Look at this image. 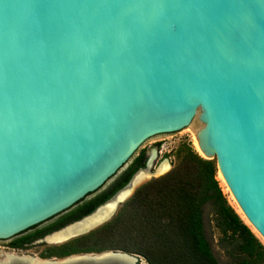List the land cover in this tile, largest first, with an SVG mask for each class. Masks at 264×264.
Segmentation results:
<instances>
[{
    "label": "water",
    "instance_id": "95a60500",
    "mask_svg": "<svg viewBox=\"0 0 264 264\" xmlns=\"http://www.w3.org/2000/svg\"><path fill=\"white\" fill-rule=\"evenodd\" d=\"M188 127L264 244V0H0V241L69 211L146 142ZM154 165L42 240L110 221L138 176L164 174ZM19 251L0 264H143L122 251Z\"/></svg>",
    "mask_w": 264,
    "mask_h": 264
},
{
    "label": "trees",
    "instance_id": "16d2710c",
    "mask_svg": "<svg viewBox=\"0 0 264 264\" xmlns=\"http://www.w3.org/2000/svg\"><path fill=\"white\" fill-rule=\"evenodd\" d=\"M144 150L109 187L91 200L11 240L26 250L37 240L92 214L146 165ZM177 164L162 177L136 189L107 223L83 236L48 247L43 259L122 251L147 264H221L207 234V216L216 217L231 264H264V244L231 205L219 180L215 160L201 157L191 144L177 150Z\"/></svg>",
    "mask_w": 264,
    "mask_h": 264
},
{
    "label": "rangeland",
    "instance_id": "374dc122",
    "mask_svg": "<svg viewBox=\"0 0 264 264\" xmlns=\"http://www.w3.org/2000/svg\"><path fill=\"white\" fill-rule=\"evenodd\" d=\"M196 132H197V129L188 127L180 132L158 136L146 142L143 145V147L136 153V155L133 157L130 163H132L133 160L136 159L142 151L145 150L146 152H149L151 149H156L158 156H157L153 169L159 168L165 161H167L170 164V169H168L166 173H164L161 176L151 175L148 179L144 180L141 185L151 181L152 179L162 177L168 172H170L172 168L178 162L177 155H176L177 150L184 143L191 144L193 149L201 156V153L197 151L195 144H194V134H196ZM122 174L123 173H120L118 176L114 177L111 181H109L105 185V187L102 190H105L107 189V187H110ZM220 181H221V185L223 189L225 190L224 192L228 195L231 205L233 204L234 206V199L228 192V189L225 187L224 182L221 179ZM207 234L212 244L213 250L217 258L220 260L221 264H231V260L227 256L225 248L223 246L224 234L222 233V231L219 229L217 225L216 217L212 216V214L207 216ZM10 242L11 240L10 241H0V253L4 251L10 252L4 247ZM61 244H64V243H54L50 241L40 240L36 242L35 244H33L30 248L23 250V251H19V253L33 256V257L42 258L41 255L46 251L48 247L58 246ZM143 264H146L144 258H143Z\"/></svg>",
    "mask_w": 264,
    "mask_h": 264
},
{
    "label": "bare ground",
    "instance_id": "6f19581e",
    "mask_svg": "<svg viewBox=\"0 0 264 264\" xmlns=\"http://www.w3.org/2000/svg\"><path fill=\"white\" fill-rule=\"evenodd\" d=\"M193 128V127H192ZM194 144H195V147L197 149V151H199L201 153V150L199 148V145H198V141L196 139V134H194ZM202 154V153H201ZM169 169V164L167 161H165L158 169V171L156 172L157 175H161L163 173H165L167 170ZM151 176L150 173H147V174H142L140 176H138V179L137 181L140 183V182H143L144 180L148 179L149 177ZM220 176V179L224 182L225 184V181L223 180V178ZM225 187L227 188L226 184H225ZM228 189V188H227ZM232 196V195H231ZM233 198V197H232ZM234 199V198H233ZM234 206L236 208V210L239 212V214L242 216V218L244 220L247 221L246 217L243 215L241 209L239 208V206L237 205L236 201L234 200ZM103 215V213H101L98 217H101ZM90 221H85L83 223H81L80 225H77V226H74V227H71L69 229H67L66 231H63L61 233H58V234H55L53 235L52 237L48 238V240L50 242H54V243H58L60 240H62L63 238L67 237L69 234H71L72 232L76 231V229L78 228H82L84 226H86ZM15 263H18V259H16L15 256H8L7 259L4 261L3 264H15Z\"/></svg>",
    "mask_w": 264,
    "mask_h": 264
},
{
    "label": "flooded vegetation",
    "instance_id": "af4514ba",
    "mask_svg": "<svg viewBox=\"0 0 264 264\" xmlns=\"http://www.w3.org/2000/svg\"><path fill=\"white\" fill-rule=\"evenodd\" d=\"M157 151H156V149H151L149 152H147V154H146V158H145V160H146V165H147V163H148V161L151 159V158H153V160H154V162H156V159H157V156L156 155H154L155 153H156ZM135 160L136 159H134L133 160V162L132 163H130L129 164V166L122 172V173H124L134 162H135ZM146 165H145V167H146ZM109 189V187H107V189H105V190H102V191H100V192H98V193H96V194H94L93 196H91L90 198H88V199H85V200H91L92 198H95L96 196H98V195H100L101 193H103V192H105V191H107ZM119 192V191H118ZM110 200V199H109ZM108 200V201H109ZM107 201V202H108ZM105 204V203H104ZM103 204V205H104ZM102 206V205H101ZM100 207V206H99ZM89 216V215H88ZM85 217H87V216H85ZM84 217V218H85ZM83 219V218H82ZM82 219H80V220H82ZM79 221V220H78ZM76 222V221H75ZM74 223V222H73ZM69 225V224H68ZM64 228V227H63ZM44 239V238H43ZM40 240H42V239H40ZM40 240H37L36 242H38V241H40ZM36 242H34L33 244H35ZM32 244V245H33ZM11 242L10 243H8L6 246H4L7 250H9V251H12L13 249H15V250H22V249H16V248H12L11 246ZM23 251V250H22ZM20 254V253H19ZM21 255H23V254H21ZM43 259V258H42Z\"/></svg>",
    "mask_w": 264,
    "mask_h": 264
}]
</instances>
